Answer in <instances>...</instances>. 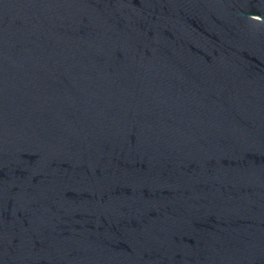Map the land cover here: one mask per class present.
I'll list each match as a JSON object with an SVG mask.
<instances>
[{
	"label": "water",
	"instance_id": "water-1",
	"mask_svg": "<svg viewBox=\"0 0 264 264\" xmlns=\"http://www.w3.org/2000/svg\"><path fill=\"white\" fill-rule=\"evenodd\" d=\"M0 264H264V0H0Z\"/></svg>",
	"mask_w": 264,
	"mask_h": 264
}]
</instances>
